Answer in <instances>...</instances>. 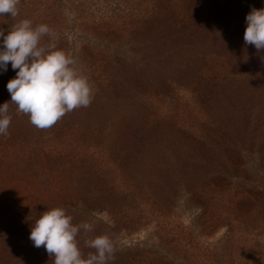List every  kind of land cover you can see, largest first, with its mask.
I'll list each match as a JSON object with an SVG mask.
<instances>
[{"label": "rangeland", "instance_id": "374dc122", "mask_svg": "<svg viewBox=\"0 0 264 264\" xmlns=\"http://www.w3.org/2000/svg\"><path fill=\"white\" fill-rule=\"evenodd\" d=\"M252 6L264 0H20L17 17L0 16L5 35L22 19L47 24L41 43L72 56L94 90L89 107L40 130L10 101L11 63L0 72L12 115L0 136V264H53L29 239L47 205L94 222L77 236L85 255V239L107 233L110 264H264V52L244 44ZM136 115L174 185L159 189L126 157L120 127ZM185 160L202 173L195 184L181 179ZM84 182L111 188L115 204H90Z\"/></svg>", "mask_w": 264, "mask_h": 264}, {"label": "clouds", "instance_id": "9594fccd", "mask_svg": "<svg viewBox=\"0 0 264 264\" xmlns=\"http://www.w3.org/2000/svg\"><path fill=\"white\" fill-rule=\"evenodd\" d=\"M20 0H0V16L19 15ZM47 24L33 25L30 19L14 23L7 31L0 29V72L8 65L16 76L7 83L11 103L16 113L29 117L31 125L40 130L53 127L68 113L87 108L94 99L89 77L78 67L77 61L58 48L55 43L42 44L51 37ZM244 44L264 52V7L252 6L246 15ZM264 61V55L260 56ZM12 122L9 103L0 105V136H8ZM73 216L64 206H49L31 223L29 239L36 248L44 247L54 258L53 264H110L116 251L107 233L86 238L85 247L94 249L85 255L77 236L94 231V222L73 223Z\"/></svg>", "mask_w": 264, "mask_h": 264}, {"label": "trees", "instance_id": "16d2710c", "mask_svg": "<svg viewBox=\"0 0 264 264\" xmlns=\"http://www.w3.org/2000/svg\"><path fill=\"white\" fill-rule=\"evenodd\" d=\"M116 85H118V83H116ZM111 89H113V86L111 87ZM120 91L125 92L127 90L122 86ZM139 109L142 111L144 108L140 107ZM141 120H143L142 116H130L127 121H125V123H123V125L120 127V130L123 133L122 138L124 140V147H127V152L130 153L129 155H131V157L128 155L126 157L130 158V161H132L131 163L143 167L144 174L150 177L156 176L160 178V183L153 181V183L157 185L159 189H163V184H166L168 186L174 185L176 183L174 179H172L171 177L164 176L162 175V173L159 174V172H156L157 167L154 165L155 159H152V157L148 155V148L153 145L154 140H152V137L150 136V128H146L144 122ZM85 126H87V124H85ZM101 127L105 128V124L103 123L101 125L100 121L99 128L101 129ZM184 163L185 164L183 165V176L181 177V179H185L189 183L195 184L194 180L197 176H200L202 173L198 172L197 170H192L194 165L192 164L193 162H190V160H185ZM83 185H85V189L82 190V193L87 198L90 204H93L96 207L99 206L106 208H110L111 206L109 207V205H112L113 203L115 204L116 197H111V188L103 189L102 186H100L99 189L100 184L92 183L90 185V189L92 188V190H90L89 188H87L86 182H84ZM149 193L150 196H152V194L154 196L156 195L153 186H151Z\"/></svg>", "mask_w": 264, "mask_h": 264}]
</instances>
